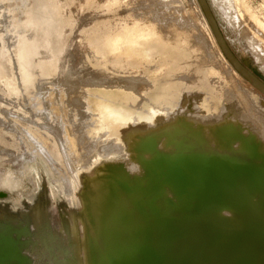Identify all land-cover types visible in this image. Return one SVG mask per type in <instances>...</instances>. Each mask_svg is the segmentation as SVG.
Wrapping results in <instances>:
<instances>
[{
    "label": "rangeland",
    "instance_id": "rangeland-1",
    "mask_svg": "<svg viewBox=\"0 0 264 264\" xmlns=\"http://www.w3.org/2000/svg\"><path fill=\"white\" fill-rule=\"evenodd\" d=\"M196 1L0 0V230L5 228L8 220L13 221L12 224L15 227L27 226L29 228L30 234L26 233L22 238L25 240V252L32 256L33 264H51L53 258H56L55 262L67 260L70 264L77 260L73 247L69 246L68 240L72 235L67 234L65 224L67 223L70 227L73 221L71 233L73 232L80 240L82 229L79 225L82 223L77 221L80 217L72 214L79 213V215H86L87 218L89 216L87 206H84V211L82 208L80 210L76 200L77 197L81 200V196L84 194V188L81 189V193L79 192L82 179L86 181L93 178L103 162H126L128 167L125 166V168L128 171H139L137 164V171H134L130 167L133 164L127 163L131 162L127 138L122 134H112L113 125L101 120L99 114L92 107L91 101L94 94L96 95L95 99L100 97L95 90L105 88L108 90L112 85L116 87L117 84L113 83L118 80L135 77L142 81L150 80L151 83H154H152L153 86H162L161 90L171 83H176L181 86L180 90L178 89L181 94L178 98H174L169 105H163L171 112L182 110L186 113L187 109L185 108L189 106L190 102H193L191 104L193 109L194 106H197V98H202V92L209 94L211 90L215 92L216 80L219 79V81L224 80L222 85L228 87L226 90H229L234 84L235 88L233 86L232 88L247 94L246 96L253 101L254 108L264 114L262 103L264 95L235 68H232L213 36L198 1ZM208 1L232 51L250 70L264 77V28H257L252 24V20H254L264 25V0H237L238 2L233 0V9L236 12L232 19L234 25L222 18L213 5V0ZM177 10H182L181 14L186 17L191 12L190 17L192 18V13L204 18V23L200 21L199 27H202L200 31L205 34L202 32L200 34L197 31V35L196 32H193L192 40H190L191 36L187 34L179 37V41L182 38L188 39L183 42V46H186L187 50L192 49L191 52L182 46L180 51L177 50L179 53L187 55L184 67L178 73L184 71L185 75L196 71L193 74L202 76H194L199 79L197 81L200 85L205 87L201 89L202 92H196L197 95H200L198 97H189L191 93H194V90L182 87L181 82L184 80L179 82V76L176 78V76L165 75L163 72L155 75V70L152 71L151 68H148L151 73L147 75L145 72L146 74L141 75V72L137 71L139 68L134 69L131 65H126L130 62L126 51L118 54L110 52V48H108L109 45L114 44L118 46L119 50H125L129 45L127 36L130 32H133V38L137 40H149L157 34L164 35L165 31L178 22L176 20L184 17L179 15L180 12ZM235 17L236 19H234ZM188 19L189 16L187 20L184 18L187 22ZM184 20H180L178 25L184 26ZM250 22L253 26L250 25ZM204 24L207 25L209 31L206 30ZM161 26L165 27V31H157ZM202 34L206 37H201ZM202 38H208V41ZM203 40L206 43L209 42L207 45L205 43L207 47L202 42ZM192 41L195 43L193 45L197 47L196 49L191 46ZM200 43L201 45H198ZM202 46L207 48L209 53L206 49L204 51ZM208 47L213 50L210 51ZM215 47L220 53L214 50ZM193 55L194 57H192ZM205 55L206 57H204ZM189 60L190 63H192L191 60L193 61L194 67L190 66L192 64H189ZM196 61L202 63H200L201 66L197 65L201 68L199 71ZM227 63L230 64L232 70L235 69L234 75L230 73V75L228 73L225 74L227 76L224 75L228 79L235 76L234 79L231 77V81L228 79L226 81V78L221 76L224 70L219 73L218 69L220 68H215L221 65L227 66ZM215 64L216 66H214ZM155 66L157 67V65ZM192 67H196V70L191 69ZM222 67L224 69V66ZM123 68L125 70H121ZM130 69L137 73H132L133 71ZM190 69L191 71H189ZM210 70L217 73L213 74L212 72L211 74ZM97 71L98 73H96ZM96 74L104 78L99 80L100 78ZM139 74L145 77H133V75ZM184 75L181 74L180 77ZM95 77L100 81V84ZM73 78L81 85L80 81L83 79L88 80L87 82L92 81V87L86 85V80H83L84 86L77 87L79 84L76 80V82L72 81ZM115 78H118L117 81ZM154 78L157 79V82ZM174 78L176 80L173 81ZM212 79L215 84L211 81ZM67 80L72 81V84L77 83V86L74 84L75 91L78 89L75 92L76 98L75 94L71 95V98L70 92H73L74 85L67 83L71 85L70 88L66 84ZM109 81L113 83L110 84ZM119 83L121 84L122 81ZM94 85L96 87H93ZM72 87L73 90L70 91ZM79 88H84V94L83 90L80 91ZM66 95H68V99L65 97ZM73 97L78 99L77 102H81V105L78 106L88 107L87 110L77 108L76 104L79 103L74 102ZM81 97L87 98L84 99L85 102L82 103ZM137 98L141 99L140 96ZM71 100H73V104ZM202 104L205 107V104ZM164 106L162 109H165ZM221 109L222 104L217 108L206 110L204 108L202 114L213 116L214 121H218L222 117L223 119L229 117L239 120L238 117L243 115L239 108H236V112L232 114L226 108L221 113ZM88 112L89 114H86ZM82 113L83 116H85L84 113L86 116L90 115L85 117L89 119V122L84 120ZM166 120L167 118L164 117L161 121ZM135 124L137 122L132 121L129 124H122L120 127L136 126ZM143 124L142 126H144ZM244 124L252 129L255 138L264 142L249 122H244ZM157 125L159 124L155 126ZM185 125L188 130L191 129L190 124ZM78 126L83 128H78ZM173 127L177 128V125ZM197 128H193L192 132L203 143L204 138ZM177 129L179 132H184L180 127ZM106 147H112V151L106 152ZM115 172L117 171L114 169L110 171L112 174ZM41 217L47 218L46 221L50 222L47 226L51 224L54 231L53 236L59 237L62 241V243H60L61 241L54 243L52 253L48 250L47 245L43 247L40 242L42 237L48 238L50 233L46 231L36 233V228H34L35 222L41 223ZM87 221L89 220L87 219ZM14 236L17 237V233ZM27 246L28 249H26ZM10 250L12 251V249ZM21 262L28 264L25 259H21L19 263L21 264Z\"/></svg>",
    "mask_w": 264,
    "mask_h": 264
},
{
    "label": "water",
    "instance_id": "water-1",
    "mask_svg": "<svg viewBox=\"0 0 264 264\" xmlns=\"http://www.w3.org/2000/svg\"><path fill=\"white\" fill-rule=\"evenodd\" d=\"M197 1L224 56L264 95V77L232 51L209 1ZM181 117L177 128L184 132L167 130L170 122L164 121L155 138L137 135L130 161L139 171L103 162L93 178L82 179L83 202L76 200L89 216L72 214L82 223L80 240L71 233L73 221L65 224L77 255L72 264H264V175L257 172L264 170V142L242 121L225 118L197 128L201 143L192 132L194 120ZM152 139L155 149L148 146ZM46 219L34 228L50 233L40 242L52 253L61 239ZM29 231L0 230V264H33L22 238ZM55 260L51 264H70Z\"/></svg>",
    "mask_w": 264,
    "mask_h": 264
},
{
    "label": "bare ground",
    "instance_id": "bare-ground-1",
    "mask_svg": "<svg viewBox=\"0 0 264 264\" xmlns=\"http://www.w3.org/2000/svg\"><path fill=\"white\" fill-rule=\"evenodd\" d=\"M236 2H238V1L236 0ZM233 4H234L233 0H213V5L218 10V12L221 14L222 18H224V20L225 19L228 20L230 24L234 25V22L232 19L234 17V14H236V12H234ZM177 11H179V10H177ZM179 12H180V14L178 12H176V14L178 13L179 15H182L181 12H183V11L180 10ZM190 14H191V12H189V15H188L189 16L188 22L184 20V18L187 20L188 16L186 17L185 15H182V16H184V17H182L183 19L178 16L181 19L176 20V21L180 22V20H184V23H185L184 26H182V24L178 25L179 23L177 22L176 24L172 25V27L168 31H165L164 26L158 27L157 31H165L166 32L164 35L157 34V35H155L154 38L149 39V40H143V39L137 40V39L133 38V32H130L127 36V40H128L129 45L126 47L125 50H123V51L119 50L118 46H116L114 44L109 45L108 48H110L109 49L110 52L118 53V54L124 53V51H126L128 53V57H129V61H130L126 65H131L134 69H137V68L141 69V70L137 69V71L141 72L140 73L141 75L143 73L144 74L147 73V75H148V73H151V72H149V69H148V68H151L152 71L155 70L154 71L156 73L155 75H157V73L163 72L165 75L176 76V78H177V76H179L178 77L179 82L184 80L181 82L182 87L185 86V88L191 89L192 91L194 90L193 92L195 94L191 93L189 95V97H198L200 95H197L196 92L201 91V89H204L205 87L203 85H200V83L197 81L199 79L194 78V76H196V73L195 74H193V73L196 71H194L192 73H188V74L186 73L185 75L183 74V73H185L184 71L178 73V71L184 67L183 64L187 60V55H184L185 53L181 54V53H179V51L182 49L181 46L184 48L186 47V46H183V42L187 41L188 39L182 38V40L179 41L180 35L187 34V35L191 36L190 40H192L193 32H196L197 35H198L197 31L199 33L202 32V31H200V29H202V27H199V22L201 21L204 23V18H205L204 14H203L204 18L202 16L198 17L196 14H193V13L191 15V16H193V18H192V17H190ZM248 14H250V13H248ZM234 19H236V17ZM252 19H253V17H252ZM205 20H206V18H205ZM206 22H207V20H206ZM207 24H208V22H207ZM252 24L255 25L257 28H260V27L264 28L263 23H261L259 21L252 20ZM250 25H251V22H250ZM253 25H251V26H253ZM204 26L206 27V30L209 31L207 25L204 24ZM204 26H203V28H205ZM203 34H205V32ZM203 34L201 37L205 38L206 36H203ZM194 35H195V33H194ZM201 37H199V38H201ZM204 38H202V39H204ZM196 40H197V38H196ZM204 40L208 41V38L204 39ZM204 40L202 42H204ZM194 42H195V40H194ZM194 42L193 41L191 42L192 43L191 46L193 48L195 47V49H196L197 47L195 45H193ZM205 43L206 42H204V45H205ZM196 44H197V41H196ZM207 44H209V42L206 43V45ZM198 45H201V43ZM206 45H205V47H207ZM205 47H203L204 51H205V49L207 50V48H205ZM208 48H210V47H208ZM177 50H179V51H177ZM185 50H187V48H185ZM189 50H187V51H189ZM191 50H190V52H191ZM209 50L212 51L213 49L210 48ZM214 50H216V52H219L218 48H216V47L214 48ZM196 51H198V50H196ZM207 53H209L208 50H207ZM207 53H206V55H208ZM213 54H215V53H213ZM206 55L204 57H206ZM192 57H194V55ZM211 57H213V56H211ZM211 57H208V58H211ZM188 62H189V64L193 63L192 60H191L192 63H190V60ZM196 62L198 63V64H196V67L198 68V71H199V70H201V68H199L198 66H201L200 65L201 61L200 62L196 61ZM194 64H195V62H194ZM155 65H157V67ZM229 65L227 63V66L221 65L220 67L217 66L215 68L216 69L220 68V69H218L219 73L224 70L223 73L221 74V76H223V78H226V77H224V75L227 73L234 75L235 69L232 70ZM117 66H119V65H117ZM147 66H150V67H147ZM190 66H193V64ZM214 66H216V64ZM222 66H224V69ZM193 67L191 69L196 70L195 69L196 67L195 68H193ZM129 68H131V67H129ZM232 68H234V67L232 66ZM191 69L189 71H191ZM202 69H204V68L202 67ZM121 70H125V69L123 68ZM130 70H132V69H130ZM137 71L134 70L132 73H134V72L137 73ZM210 72H211V70H210ZM212 72H211V74H212ZM96 73H98V71ZM214 73H217V72H213V74ZM140 74L139 75H133V77H135V76H138V78L145 77V76H141ZM181 74L184 76L180 77ZM101 75H103V74H101ZM96 76L99 77L98 74H96ZM197 76H199V75H197ZM225 76H227V75H225ZM68 77H69V75H68ZM68 77L66 76V78H68ZM97 77H95L96 80H97ZM231 77L234 79L235 76H231ZM231 77H230V79H228V77H227L225 80L227 81V79H228L231 81V79H232ZM74 78H76V77H74ZM99 78H98L99 80H102L104 77L102 76V78L101 77H99ZM136 78L137 77L131 78V79L121 80L122 81L121 84L119 83V82H121L119 80H118V82L113 83V82H111L112 79H110L111 80V81H109L110 84H112V83L117 84L116 87H114V85H112L113 87L111 86V89L108 88V90H107V88L95 90L97 92L96 94H99L100 97L98 99H95L96 95L94 94V98L91 101L92 107L99 114L101 120L106 121V123L113 125V127L111 128L112 134H115V135L122 134L123 136H125V138H127V141H128L127 144L129 145L128 146L129 149H130V146L133 144L134 140H136L137 135H141L143 132L153 133L151 136L154 138H155L154 135H160L162 132L160 129H162V128L158 127V125L157 126H155V125L156 124H159V125L163 124V122L161 120L164 119V117L167 118V120H166L167 122H170L169 123L170 126L167 130H169L171 132H172V130L178 131V129L174 128L173 126H176L179 123L177 121L178 117H180L182 115H183V117L187 116L188 120H190V121L194 120V125H196L197 127H204V125H209L211 123L220 122L223 120L222 116H220V117H222V119H220L218 121H214L213 116L203 115L202 113L204 111V108H205V110L208 108L209 109L217 108L221 104H222L221 113L224 111V108H226V110L229 109L231 114L236 112L235 111L236 108H239L241 110V112L243 113V115L241 117H238L239 121H242L243 123L249 122L250 126L255 131H257L260 134L261 139L264 140V114L259 113L256 110V108H254V103H253V101H251V99L248 96H246L247 94L245 95V94L241 93L242 91H240L239 89L238 90L240 92L237 89H234L235 88L233 86L234 84L232 85L234 88H232V86H231L230 88H232V89L229 88V90H226V89H228V87L226 88L225 86L222 85L224 80L219 81V79L217 78L218 80H216L217 83L215 84V82L212 79L211 81L214 82L213 84L217 85L215 92L213 90H211V92L209 94V93H205V92L201 91L202 93L201 92L200 93L203 96H201L202 98H197V101H196L197 106L196 107L194 106L195 110L193 109V107H191V104L193 102H190L189 106L187 108H185V109H187L186 113H185L182 110H179L178 112H171L170 109L165 107L166 105H169L173 101L174 98H178L179 95L181 94V92L178 91V89L180 90V88H181V86L179 84L171 83L169 86H167L166 88L161 90L162 86H159V85L153 86L152 85L153 82L151 83L150 80L146 79L147 81L146 80L142 81V80H139ZM176 78H174L172 80L174 81V80H176ZM68 79H71V78H68ZM76 79L78 80V78H76ZM76 79H74L72 81L76 82L77 81ZM117 79L115 78V81H117ZM142 79H145V78H142ZM157 79H158V77H157ZM157 79L154 78L155 82H157ZM83 80H86V79H83ZM83 80L80 81V82H82V85H81V83H78L79 81H77V83L79 84L78 86H77V83H74V84H76L77 87H82V86H84ZM99 80H97L98 84H100ZM106 80H108V79H106ZM87 81L88 80H86L85 83ZM97 81H95V82H97ZM71 82H69V80H67L66 84L71 83ZM91 82L90 81L87 82L86 85H90V87H92ZM74 84H72V85H74ZM104 84H107V83L105 82ZM67 85L71 88V85H69V84H67ZM95 85L97 86L96 83H95ZM95 85L93 87H96ZM102 86L106 87L108 85H102ZM140 86H141V89H140ZM154 87H155V89H153ZM134 88H136L135 90H137V91H135ZM137 88H139V89H137ZM81 89L83 90V94H84V88H79L80 91H81ZM72 90H73V87L70 91H72ZM76 91H75V85H74V90L72 93L70 92V96L75 94ZM68 92L69 91L67 90V93ZM68 95L65 96L67 99H68ZM139 96L141 97V99L137 98ZM74 97L76 98L77 95ZM74 97H73L74 102H77L76 100H78V99H75ZM83 97H85V96H83ZM83 97H81L82 103H83L84 99H87V98L83 99ZM71 98H72V96H71ZM73 100H71L72 104H73ZM77 103H79V104H76L77 108L80 107L81 109L83 108L84 110L86 108H88V107L78 106V105H81L80 104L81 102H79V101ZM146 103H148V106H146ZM202 103L205 104V107L203 106ZM150 105H152V106H150ZM84 106H85V103H84ZM163 106L165 109H162ZM259 108L261 109L262 107H259ZM160 109L164 110V111H161ZM77 110H80V109H77ZM84 110H83V112H84ZM187 111H190V112L187 113ZM261 111H263V110H261ZM86 114H89V112ZM86 114L84 113L85 116H83V113H82V117H84V120L88 121L89 119H86L85 117H89L90 115L86 116ZM91 115H94V114H91ZM183 117H181V121L184 120ZM234 117H235V115H234ZM225 118H229V117H225ZM235 120H238V119H235ZM132 121L137 122V124H135L136 126L127 125L126 128L120 127L122 124H125V123L129 124ZM142 123H144L143 124L144 126H142ZM87 125L89 126V124H87ZM79 126H78V128H83V127H79ZM123 136H122V139H123ZM123 141H124V139H123ZM157 145H158V143H157V140H155V139H152L148 143V146L151 149H155L157 147ZM111 148L112 147H106L105 151L109 153L112 151ZM127 163H132V162H127ZM130 167L134 171L135 170L137 171L136 164L130 165ZM257 172L264 175V170H257Z\"/></svg>",
    "mask_w": 264,
    "mask_h": 264
},
{
    "label": "flooded vegetation",
    "instance_id": "flooded-vegetation-1",
    "mask_svg": "<svg viewBox=\"0 0 264 264\" xmlns=\"http://www.w3.org/2000/svg\"><path fill=\"white\" fill-rule=\"evenodd\" d=\"M6 222L8 223V224L6 223L7 225H10V226H12V227H15V226H13V224H12L13 221L8 220V221H6ZM26 225H28V224H26ZM15 228H16V229L19 228L20 230H21V229L23 230V229H27L28 227H27V226H20V227L18 226V227H15Z\"/></svg>",
    "mask_w": 264,
    "mask_h": 264
}]
</instances>
